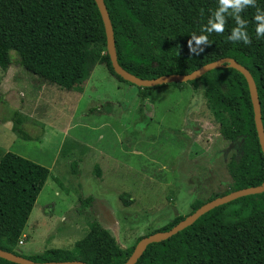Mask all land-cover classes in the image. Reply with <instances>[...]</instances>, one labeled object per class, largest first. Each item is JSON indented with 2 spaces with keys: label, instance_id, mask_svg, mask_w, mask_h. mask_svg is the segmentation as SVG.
<instances>
[{
  "label": "trees",
  "instance_id": "16d2710c",
  "mask_svg": "<svg viewBox=\"0 0 264 264\" xmlns=\"http://www.w3.org/2000/svg\"><path fill=\"white\" fill-rule=\"evenodd\" d=\"M103 1L113 28L117 61L125 71L150 80L164 75H187L214 61L234 59L254 79L264 128V37L257 36L254 20L257 8L264 10V0H256V7H247L240 14L247 21L251 44L227 39L236 23L226 16L222 34L203 33L208 35L209 43L200 55H190L188 41L193 33L202 34L201 28L217 8L218 0ZM12 51L17 54L16 59L11 57ZM97 64L105 65L118 81L134 86L113 72L103 22L94 0H0L3 73L15 66L49 86L82 92ZM198 84L204 87L207 107L219 125L220 136L231 143L239 142V148L226 164L231 179L228 187L206 200L193 201L188 215L215 198L264 182V155L248 86L239 72L221 68L187 83L137 88L146 98L151 89ZM8 120L17 137L39 140L42 136H32L23 129L27 118L18 110H13ZM70 166L76 168V163ZM49 176L48 168L11 152L1 157V250L38 263L124 264L142 238L169 231L186 217L178 216L162 228L146 233L128 248H122L109 231L92 220L86 235L71 250L47 249L24 256L17 247L23 245L22 233ZM93 201L92 196L80 199L77 210L85 212ZM0 264L15 263L0 258ZM136 264H264V192L216 207L171 238L148 245Z\"/></svg>",
  "mask_w": 264,
  "mask_h": 264
},
{
  "label": "rangeland",
  "instance_id": "374dc122",
  "mask_svg": "<svg viewBox=\"0 0 264 264\" xmlns=\"http://www.w3.org/2000/svg\"><path fill=\"white\" fill-rule=\"evenodd\" d=\"M13 110L27 118L24 130L42 133L39 140L14 134L7 122ZM218 128L200 84L151 89L144 98L103 64L82 92L49 86L19 67L0 70V159L11 152L50 171L17 250H71L92 220L128 248L187 216L193 201L231 182L226 164L239 142L224 140ZM88 196L94 201L83 214L78 203Z\"/></svg>",
  "mask_w": 264,
  "mask_h": 264
},
{
  "label": "water",
  "instance_id": "95a60500",
  "mask_svg": "<svg viewBox=\"0 0 264 264\" xmlns=\"http://www.w3.org/2000/svg\"><path fill=\"white\" fill-rule=\"evenodd\" d=\"M94 1L98 8V11L100 13V16L103 22L105 36H106V48H107V53L109 56V60H110L113 72L117 76H119L123 81H126L139 88H154L157 86H162V85H167V84L187 83L190 81H194V80L201 78L206 73L212 70H215V69L232 68L236 70L237 72H239L246 80V83L248 86L250 100H251L252 107H253L255 129H256L259 145L261 148V152L264 155V128H263L262 119H261V108H260L257 88H256L252 75L245 67L241 66L234 59L223 58V59L214 61L212 63L206 64L187 75H164V76H160L158 78L150 79V80L140 79L128 73L127 71H125L118 64L113 28H112V24H111L106 6L103 0H94ZM263 192H264V182L259 186L234 191L227 195L215 198L203 204L196 211L187 215L182 221H180L177 225H175L169 231L154 233V234H151L149 236L142 238L135 245L132 251V254L130 255V257L127 259V261L124 264H136V262L142 256V254L144 253L148 245L153 244V243H159V242H162V241H165L171 238L172 236L176 235L177 233L191 226L201 216L213 210L214 208L227 204L238 198L261 194ZM0 258L3 260L9 261V262L15 263V264H87L81 261L38 263V262L31 261L27 258H24L22 256H18L10 252L3 251L1 249H0Z\"/></svg>",
  "mask_w": 264,
  "mask_h": 264
},
{
  "label": "clouds",
  "instance_id": "9594fccd",
  "mask_svg": "<svg viewBox=\"0 0 264 264\" xmlns=\"http://www.w3.org/2000/svg\"><path fill=\"white\" fill-rule=\"evenodd\" d=\"M247 7H256V0H218L217 8L212 11L207 24L201 28L202 34L197 36L193 33L188 41L190 55H200L204 51V46L208 45V35L203 33L222 34L224 32L226 16H231L236 23V27L232 29L227 39L233 43L251 44V39L246 31L247 21L240 15ZM254 20L257 36L264 37V10L257 8Z\"/></svg>",
  "mask_w": 264,
  "mask_h": 264
},
{
  "label": "built area",
  "instance_id": "2783aa9c",
  "mask_svg": "<svg viewBox=\"0 0 264 264\" xmlns=\"http://www.w3.org/2000/svg\"><path fill=\"white\" fill-rule=\"evenodd\" d=\"M20 244H22V243H20Z\"/></svg>",
  "mask_w": 264,
  "mask_h": 264
},
{
  "label": "crops",
  "instance_id": "0c3cea01",
  "mask_svg": "<svg viewBox=\"0 0 264 264\" xmlns=\"http://www.w3.org/2000/svg\"><path fill=\"white\" fill-rule=\"evenodd\" d=\"M46 185V184H45Z\"/></svg>",
  "mask_w": 264,
  "mask_h": 264
}]
</instances>
